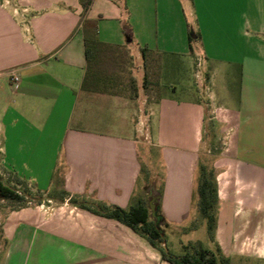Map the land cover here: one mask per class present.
<instances>
[{"label":"crops","instance_id":"1","mask_svg":"<svg viewBox=\"0 0 264 264\" xmlns=\"http://www.w3.org/2000/svg\"><path fill=\"white\" fill-rule=\"evenodd\" d=\"M107 20L112 32L99 26ZM88 30L141 64L153 100L81 89ZM216 124L230 133L211 162V246L263 258L264 0H92L83 15L79 0H3L0 176L51 195L0 213V264H170L144 236L82 205L141 201L151 214L139 182L155 160L165 237L170 223L199 215L200 149Z\"/></svg>","mask_w":264,"mask_h":264},{"label":"rangeland","instance_id":"2","mask_svg":"<svg viewBox=\"0 0 264 264\" xmlns=\"http://www.w3.org/2000/svg\"><path fill=\"white\" fill-rule=\"evenodd\" d=\"M0 2H3V0H0ZM185 18L188 23L192 22V19L188 16L187 12H185ZM99 26L101 29H104V31L107 29L109 32H112L113 22L107 20L106 22H101ZM121 28L125 32L127 26L122 25ZM102 35L103 33H100V36ZM95 68L105 76L109 77L110 83L108 89L111 92L132 97L138 95L139 102L141 99H146L147 101L153 100L156 96L152 93L151 88L148 85H142L143 74L141 71V64H135L131 58L128 59L127 55L120 56L119 54H112L110 52L101 53ZM197 89H200V87H197ZM197 89L195 86H192L194 94H196L195 92ZM166 91L171 92V89L168 87ZM143 94H145V97H143ZM173 94L178 98H185L186 92L180 87H177ZM208 115L211 117V113H208ZM229 133V127L221 128L219 124H216V127H209L204 134V141L200 149V161L207 164L209 167L212 166L211 162L214 155L224 151V148L227 147ZM142 159L146 161L145 153H142ZM145 165H143V168L147 174H145L146 172L143 174L139 184L144 185L143 187H148V189L151 187L153 190L152 194L154 195L159 189L160 184H162V170L155 160L150 164L145 163ZM0 179L4 184L13 187L15 191L22 194L25 199L28 200L23 206H18L15 201L0 199V213L9 210H16L24 206H34L42 200L45 201L46 198L51 195V193H37L29 186H26L23 182H20L11 176H0ZM143 197L144 200H147L148 196L146 192L143 194ZM54 198L55 199L51 201L52 205H55L62 196H60L59 193L55 195ZM192 224L195 226L192 227ZM195 242H199L203 248L213 251L217 257L222 256L219 251H216V249H213L211 246V239L207 231L205 218L197 215L182 225H175L174 223L169 224L164 237V244L169 253L173 255H182L187 250H190V248H186L185 246L188 247V245H192ZM226 259L227 264H264V257L261 258L258 256L241 255L232 256L230 258L227 257Z\"/></svg>","mask_w":264,"mask_h":264},{"label":"trees","instance_id":"3","mask_svg":"<svg viewBox=\"0 0 264 264\" xmlns=\"http://www.w3.org/2000/svg\"><path fill=\"white\" fill-rule=\"evenodd\" d=\"M92 0H79L82 6V15L90 5ZM84 41V55L86 66L81 80V89L88 91H102L111 92L108 89L109 77L95 68L101 53L109 52L111 49L102 44L95 34V30H88L83 37ZM146 171L143 166L141 173ZM147 174V172L145 173ZM145 192L150 196L153 207L151 214L148 207L143 202L139 201L135 205L128 208H121L114 205L97 204L94 208L85 204L83 208L92 213L112 218L124 223L136 233L144 236L149 244L156 248L161 255V259L170 264H227V259L223 256L217 257L216 254L206 248H203L199 242L192 245L185 246L190 248L182 255H173L166 250L164 245L163 230L159 225L163 222V217L159 210V197L161 190L157 194H152V188L144 187ZM196 191L198 195L197 209L199 215L206 219L207 231L210 239H213V233L216 226V210L218 207V198L216 194L215 170L213 166H207L203 162H198L197 166V186ZM0 199H8L15 201L18 206H23L28 200L15 191L11 186L4 184L0 179ZM71 200H75L73 197ZM160 220V221H159ZM195 225L192 224V227ZM164 246V247H162ZM218 251V249H216Z\"/></svg>","mask_w":264,"mask_h":264},{"label":"built area","instance_id":"4","mask_svg":"<svg viewBox=\"0 0 264 264\" xmlns=\"http://www.w3.org/2000/svg\"><path fill=\"white\" fill-rule=\"evenodd\" d=\"M197 65H199V63H197ZM9 80L11 83H16L18 81V78L15 75H11Z\"/></svg>","mask_w":264,"mask_h":264}]
</instances>
